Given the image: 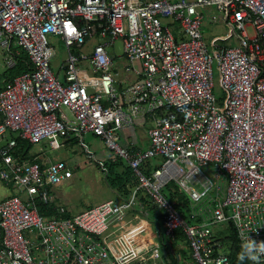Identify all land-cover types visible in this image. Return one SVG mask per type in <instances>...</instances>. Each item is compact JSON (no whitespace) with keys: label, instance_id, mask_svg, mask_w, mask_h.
Returning a JSON list of instances; mask_svg holds the SVG:
<instances>
[{"label":"built area","instance_id":"1","mask_svg":"<svg viewBox=\"0 0 264 264\" xmlns=\"http://www.w3.org/2000/svg\"><path fill=\"white\" fill-rule=\"evenodd\" d=\"M209 20L227 32L208 45ZM52 37L66 49L57 71ZM120 37L131 82L108 51ZM0 51L5 68L20 51L32 67L0 89V180L14 191L0 201V264H163L161 236L174 253L187 245L195 264H235L216 226L240 244L241 235L264 241V0H0ZM138 123L144 150L121 143ZM87 134L134 180L120 201L72 214L54 187L73 169L19 142L57 151L77 140L95 160ZM171 183L187 195L189 218L165 195ZM144 199L161 211L162 231L137 209Z\"/></svg>","mask_w":264,"mask_h":264},{"label":"rangeland","instance_id":"2","mask_svg":"<svg viewBox=\"0 0 264 264\" xmlns=\"http://www.w3.org/2000/svg\"><path fill=\"white\" fill-rule=\"evenodd\" d=\"M215 14L214 9H212ZM226 26L224 22H211L208 21L207 26L203 29L204 38L206 43L209 45L212 37L216 35H224L226 31ZM252 34V29H248ZM53 46L56 49V57L53 61V69L58 70V67L64 62L66 58V49L63 43L58 38L52 37ZM93 45L95 42L92 43ZM86 50L91 51L90 44L86 47ZM109 53L115 58L114 67L120 71V76L128 79L129 82L136 80V75L134 72L125 73V48L123 38H118L109 48ZM0 62L3 61L0 59ZM137 69H141L140 63L137 62L135 66ZM214 76H215V95L219 98L222 91L219 87L218 74L216 70V65H214ZM134 129H136V137L138 138V146L140 149L144 150L149 145V139L147 137L146 127L138 123ZM121 143L126 142V135H132L131 130L120 132ZM14 135V134H13ZM11 136V135H9ZM83 142L90 147L93 153L96 155L95 160H88L85 155H83V148L81 143L77 140L70 142L66 147L51 151L49 147L45 145H32L29 150L30 155L39 156L45 151L48 160L52 162L56 161H66L70 167L73 169V177L61 182L54 187V193L57 198L56 205L64 204L68 207L72 214H76L84 211L85 209L97 206L109 199L115 198V191L108 185L107 173L104 174L98 164V161L110 162V160L116 156L115 152L109 150L99 137H95L92 134H87L83 137ZM44 149V151H43ZM118 165L115 167L119 172L124 171L127 167L124 162H117ZM75 167V168H74ZM204 172L212 178V180L217 184L219 182L220 187L223 185V180L216 179V176L209 168H205ZM177 188H174V191ZM172 192V191H171ZM11 188L6 187L0 182V200L4 197L13 194ZM163 244L161 253L164 255L165 260L170 257L169 249L172 247L171 238L166 237L164 240L159 238Z\"/></svg>","mask_w":264,"mask_h":264},{"label":"trees","instance_id":"3","mask_svg":"<svg viewBox=\"0 0 264 264\" xmlns=\"http://www.w3.org/2000/svg\"><path fill=\"white\" fill-rule=\"evenodd\" d=\"M32 69L31 67V62L28 58V55L24 51H20L19 55L17 56V64L14 68L7 70L4 72V74L0 77V89L3 85V83H7L10 80L14 79L16 76L28 72ZM75 141V140H73ZM19 148L21 151H24L25 153L28 152L32 145L29 144L26 141H20L19 142ZM122 160H117L116 162H109L107 163V182L108 185L116 189L117 187H125L126 184L133 183V173L130 167L127 166V164L124 162L126 165V169L122 172H119L115 167L118 165L117 162H121ZM148 167L151 166V163L147 165ZM174 188H177L174 183L169 184L164 192L165 195L168 197V199L174 203L178 211L184 216L188 217V199L185 197L178 189L177 191H174ZM172 191V192H171ZM41 211L45 210L47 214L52 213V210H48V207L42 206V209L40 208ZM230 240H232V243L235 245L233 249H231V258L232 261L235 262V264H239V261H236V251L240 250V245L238 244V241L236 240V235L234 231L231 229L230 233ZM229 244V243H228ZM248 260L244 262V264H247Z\"/></svg>","mask_w":264,"mask_h":264},{"label":"crops","instance_id":"4","mask_svg":"<svg viewBox=\"0 0 264 264\" xmlns=\"http://www.w3.org/2000/svg\"><path fill=\"white\" fill-rule=\"evenodd\" d=\"M0 59L3 61V57H2V53H1V51H0ZM7 70H9V69H7V68H5L4 67V63H1L0 62V77L4 74V72H6ZM4 84L5 83H3V85H2V87L4 86ZM1 87V88H2ZM142 126H144V127H146L145 125H142ZM129 130H131V133H132V135H126L127 137H126V142L124 143V145H128V146H130V147H132L133 149H140V147L138 146V138L136 137V134H137V132H136V129H134V128H131V129H127V130H125V131H129ZM124 131V132H125ZM147 131V130H146ZM147 133V132H146ZM147 137H148V135H147ZM148 147V146H147ZM142 150V149H141ZM47 159H48V157H47ZM116 162V161H114L113 159H111L110 160V162ZM102 162L104 163V165L107 167V163H109V162H104L103 160H102ZM75 168V167H74ZM102 171V170H101ZM103 172V171H102ZM104 174H106L107 173V171L106 172H103ZM74 174V173H73ZM0 182H2V184L3 185H5L6 187H9V186H7L3 181H1L0 180ZM130 184V183H129ZM127 186H128V184H126L125 185V187L123 186V187H117L116 189H113L115 192V198H113L114 200H116V201H120L121 200V198L119 197V196H122V197H127V195L130 193V190H128V188H127ZM177 187V186H176ZM9 188H11V187H9ZM12 189V191H13V188H11ZM177 189L185 196V197H187V195L183 192V191H181L178 187H177ZM12 195V194H11ZM10 196V195H9ZM6 197H8V196H6ZM6 197H4V198H6ZM3 198V199H4ZM2 199V200H3ZM187 199H188V197H187ZM109 200H111V199H109ZM1 201V200H0ZM144 202H146V200L144 199L143 200V204H139L138 205V207H137V209H141L145 214H146V217L149 219V221L152 223V225L154 226V228H156V229H160L161 231H162V229H163V215H162V213H161V211L155 206V205H152L149 201H148V203H147V205L144 203ZM174 204V203H173ZM61 205H64V204H61ZM64 206H66V205H64ZM67 207V206H66ZM93 207V206H92ZM68 208V207H67ZM90 208V207H89ZM187 209H188V217H186V218H189L190 217V214H191V210H190V208H189V203H188V207H187ZM86 210V209H85ZM233 230V229H232ZM214 231H215V235H216V237L218 238V239H222L223 240V242H224V244H225V246L229 249V250H231V249H233L234 247H235V245L232 243V240H230L229 239V237H230V233H231V229L230 228H225V227H222V225H218V226H216L215 228H214ZM181 237H183V235H181ZM162 240H164L165 238H166V236H161L160 237ZM236 240L238 241V239L236 238ZM229 243V244H228ZM238 244L240 245V243L238 242ZM186 246V247H185ZM183 245V244H181V245H178V246H176V248H177V250H176V252L174 253L172 250H171V248L169 249V251L171 252L170 254V257L168 258V259H166L165 260V258H164V255L162 254V258H163V264H180L179 262H178V260L179 261H182L183 262V264H195V262H194V260H193V258L190 256V250H188L187 248H189L187 245ZM240 251V250H239ZM239 251H236V253L237 252H239Z\"/></svg>","mask_w":264,"mask_h":264},{"label":"clouds","instance_id":"5","mask_svg":"<svg viewBox=\"0 0 264 264\" xmlns=\"http://www.w3.org/2000/svg\"><path fill=\"white\" fill-rule=\"evenodd\" d=\"M240 239V251L237 254L239 264H244L246 260L259 264L261 257L264 256V241L258 243L249 235L246 237L241 235Z\"/></svg>","mask_w":264,"mask_h":264},{"label":"bare ground","instance_id":"6","mask_svg":"<svg viewBox=\"0 0 264 264\" xmlns=\"http://www.w3.org/2000/svg\"><path fill=\"white\" fill-rule=\"evenodd\" d=\"M6 83V82H5ZM96 137V136H95ZM191 210V209H190Z\"/></svg>","mask_w":264,"mask_h":264}]
</instances>
